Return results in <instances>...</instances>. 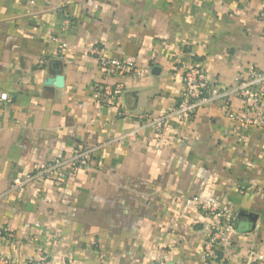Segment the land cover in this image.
<instances>
[{
	"label": "crops",
	"instance_id": "crops-1",
	"mask_svg": "<svg viewBox=\"0 0 264 264\" xmlns=\"http://www.w3.org/2000/svg\"><path fill=\"white\" fill-rule=\"evenodd\" d=\"M93 47L142 74L105 76ZM190 62L220 90L264 70V0H0V256L158 264L164 251V264H264V130L234 118L252 106L206 105L161 138L141 124L174 104ZM56 76L61 88L47 85ZM97 88L112 92L108 105ZM97 145L89 169L11 190L37 164ZM189 199L233 218L212 262L202 250L218 218Z\"/></svg>",
	"mask_w": 264,
	"mask_h": 264
},
{
	"label": "built area",
	"instance_id": "built-area-1",
	"mask_svg": "<svg viewBox=\"0 0 264 264\" xmlns=\"http://www.w3.org/2000/svg\"><path fill=\"white\" fill-rule=\"evenodd\" d=\"M228 1V0H227ZM65 48V44L61 45ZM90 55L94 56L99 68L105 76H140L142 69H139L129 60H112L105 56L103 48L93 47ZM112 92L108 89L104 91L97 88L93 94V99L102 106L108 105V97ZM241 99L249 103L254 109V114L249 116L245 112H240L234 118L245 127H255L264 130V70L253 69L245 76L237 75L233 83L224 89L209 84L205 74L198 64L190 62L183 66L182 90L177 96L174 104L157 117L143 118L142 126L151 129L155 136L161 138L164 134L167 123L174 119L177 122H184L191 119L204 106L219 102L228 105L231 99ZM1 101L10 102L6 95L1 96ZM135 134L126 132L117 140L132 139ZM97 145L87 150L75 152L69 158H57L45 164H37L34 169L23 179H15L11 183V190H21L35 181L50 180L61 176L64 168H69L72 174L81 169H89L91 160L96 152L101 149ZM2 195L0 194V202ZM187 205L196 207L204 211L207 215L218 218V222L210 226L209 234L204 242L202 258L207 262H212L215 258V250L220 242L225 240L227 233L233 227V218L227 208L219 206L211 200L189 199ZM166 253L160 252L158 264H164ZM49 262L41 257L39 260L29 259L26 264H48ZM0 264H15L6 257L0 256ZM52 264V263H50Z\"/></svg>",
	"mask_w": 264,
	"mask_h": 264
},
{
	"label": "water",
	"instance_id": "water-1",
	"mask_svg": "<svg viewBox=\"0 0 264 264\" xmlns=\"http://www.w3.org/2000/svg\"><path fill=\"white\" fill-rule=\"evenodd\" d=\"M47 85H53L57 88H61L63 85V78L61 76H56L53 79H49L47 81Z\"/></svg>",
	"mask_w": 264,
	"mask_h": 264
}]
</instances>
